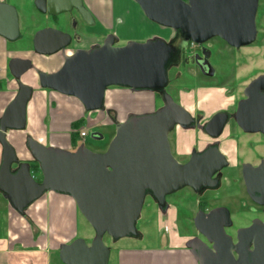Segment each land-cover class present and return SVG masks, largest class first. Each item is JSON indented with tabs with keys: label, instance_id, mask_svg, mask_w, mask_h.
<instances>
[{
	"label": "water",
	"instance_id": "water-1",
	"mask_svg": "<svg viewBox=\"0 0 264 264\" xmlns=\"http://www.w3.org/2000/svg\"><path fill=\"white\" fill-rule=\"evenodd\" d=\"M134 1L148 20L180 33L187 42L203 44L219 37L240 48L253 43L257 36L258 0ZM33 4L38 11L50 14L74 6L85 18L88 16L81 0H34ZM0 36L9 41L19 36L18 12L4 0H0ZM66 43L67 36L53 28L38 30L33 39L34 51L41 55L53 54ZM173 52V43L160 37L118 45L116 37L109 34L101 46L65 56L52 73L35 69L40 88L76 98L87 112L103 109L105 91L112 86L157 92L163 102L156 111L129 113L116 125L101 152L83 144L67 150L25 136L24 147L38 165L39 181L32 174L31 163L19 160L7 140L8 131L26 127V106L33 87L22 83L20 76L32 68V63L22 58L9 60L8 70L17 83V92L0 117V193L19 214L46 192L73 199L94 234L89 243L77 237L60 244L58 257L63 264H108L110 249L103 236L114 241L137 237L136 221L146 196L150 195L161 209L167 195L184 187L194 191L215 187L213 175L227 166L216 146L193 153L185 162H179L171 152L169 133L175 126L188 127L193 121L186 108L165 92ZM201 68L212 75L206 62ZM244 95L246 98L238 102L236 121L244 131L264 135V73L248 83ZM224 124V115L216 114L204 131L218 137ZM242 176L250 197L264 205V160L257 166L243 164ZM193 225L207 241L193 237L184 244L198 264H264V222L254 220L238 229L235 242L225 233L231 220L223 206L198 211Z\"/></svg>",
	"mask_w": 264,
	"mask_h": 264
},
{
	"label": "rangeland",
	"instance_id": "rangeland-1",
	"mask_svg": "<svg viewBox=\"0 0 264 264\" xmlns=\"http://www.w3.org/2000/svg\"><path fill=\"white\" fill-rule=\"evenodd\" d=\"M11 1L19 7L22 15L20 21L22 38L14 43L8 42V48H29L30 40L28 39L31 35L30 31L37 27V24L33 23L31 18L26 19L24 15L35 16L34 0ZM259 1L255 19L257 29L255 41L237 50L230 47L219 37L211 38L208 44L213 47L210 54L212 75L204 76L194 66L180 69L181 77L167 89L176 103H181L193 113L203 110L204 116H209L215 109L223 107L229 102L223 95L226 93L225 90L227 88L233 90L235 95L239 96L243 87L256 74L264 70V0ZM171 32V29H163L162 27L158 36L160 38L163 37L167 41ZM191 52L192 50H190ZM20 80L22 83L28 82L33 84V89L54 93V96H58L60 99L55 101L56 106H62L63 109L69 110L68 113L71 116L76 114L78 116L76 120L81 119L80 125L76 126V128L70 124L63 130L55 129L56 133L64 132L67 134V139H69V142L71 141V144H68L71 150L76 148L73 146L74 143H78V145L83 144L96 152L104 151L107 148L109 141L114 135L116 125H109L110 119H106L100 110L84 111L80 102L74 97L42 89L36 86L32 80H26L25 76H21ZM114 88L113 86L111 87L112 90ZM124 89L126 90H124L125 93L119 92L113 94V107L117 109L116 113L120 116V121H123L129 113L151 112V109L158 108L162 103L161 99L152 91L140 90L131 92L128 88ZM55 102L52 103V106L55 105ZM54 112L56 113V111ZM82 130L87 133L86 136L79 138L78 141L74 140V137L76 138L77 136L76 134ZM9 132L14 135L17 131ZM191 133L190 131L182 132L176 129L169 135L173 155L180 162L187 160L188 154L186 153L191 146H195L196 148L202 147L209 141V138L201 132H196L194 137ZM253 140L259 147L258 138H253ZM246 141V139H242V145L237 144L236 148H234L232 142H224L222 149L227 153L230 166L237 169L236 171L234 170L235 172H230L228 168H224L221 185L218 188L206 190L199 197L189 187H184L166 196L165 202L168 204V207L163 210L159 209L150 195L146 196L140 216L136 221L139 237L128 236L114 241L108 235L103 236L104 244L110 249L108 264H119L118 257L120 256V252H131L134 254L131 264H144L146 260L142 257L143 254L164 249L166 247L163 245L165 236L168 234L173 235L174 232L179 238H183L184 242L193 238L197 234L193 225V217L200 205L207 209L217 206L226 207L232 216L233 230L238 226L250 223L251 218L257 214L249 211L247 202V204H243L242 186L240 187L241 183H238L236 178H239L240 163L247 160L257 161L255 157L258 155L257 153H259L260 149H256L255 151L247 149L243 145ZM263 153L264 150L261 154ZM34 170L36 180H41L39 169ZM3 226L4 221L0 214V233L3 231ZM75 227L77 237L84 238L89 243L94 232L79 212L75 217ZM147 262L150 264L149 261ZM59 264L63 263L59 262Z\"/></svg>",
	"mask_w": 264,
	"mask_h": 264
},
{
	"label": "crops",
	"instance_id": "crops-1",
	"mask_svg": "<svg viewBox=\"0 0 264 264\" xmlns=\"http://www.w3.org/2000/svg\"><path fill=\"white\" fill-rule=\"evenodd\" d=\"M4 1L17 8L21 21L19 7L11 0ZM84 2L99 18L103 38L113 34L117 44L122 45L128 41L142 42L159 37L162 27L148 20L134 0H84ZM24 17L28 19L32 18V15ZM11 56L30 58L40 69L46 71H51L57 66L55 60L46 64L45 58L32 54L30 48H23L21 51L8 48L7 42L0 37V117L15 94L14 84L6 71L7 60ZM115 88L106 89L104 107L100 110L106 119H110L109 125L121 122L120 116L116 113L117 109L113 107V94L125 93L126 90L122 87ZM57 99L60 100L54 93L33 89L32 97L26 106L25 129L15 132L14 135L9 131L7 133V140L15 148L19 160L33 163L24 147L27 135L44 145L71 150L68 147L71 141L67 139V134L56 133L55 129L67 128L78 119V116L76 114L71 116L69 110L56 106ZM1 153L0 145V162ZM33 175L36 177L35 173ZM78 212L71 197L46 192L28 206L23 214H19L0 193V214L4 221L3 231L0 233V264L62 263L58 257V247L77 238L75 217ZM164 239L163 245L166 246L164 249L141 255L146 260L144 264H148L147 261L150 264H198L185 247L184 239L179 238L175 232L173 235H166ZM119 255V264H131L134 256L131 252H120Z\"/></svg>",
	"mask_w": 264,
	"mask_h": 264
},
{
	"label": "flooded vegetation",
	"instance_id": "flooded-vegetation-1",
	"mask_svg": "<svg viewBox=\"0 0 264 264\" xmlns=\"http://www.w3.org/2000/svg\"><path fill=\"white\" fill-rule=\"evenodd\" d=\"M259 2L260 1L258 0V4H259ZM81 5L88 12V13H86V15H88L87 18H85L82 15V13L78 7H74V6H70L66 11H62V12L57 13V14H50L46 11L40 12L36 9L35 6H33L34 10H35V16H32L31 20L33 23L37 24V27H35L32 30V33L28 39V40H30L29 41V43H30L29 48H30L32 54L45 58L46 64H48L51 60H55V62L57 63V66L51 71H46V70L40 69L34 63V60H32L30 58L18 57V56L9 57L7 60V64H6V71H7V74L9 76V79H11L13 84H14L15 94L17 92V83L12 78V76L10 75V72L8 70V63H9L10 59H12V58L29 59L32 63V68H29L21 76H25L26 80H28V79H30V81L32 80V82H34V84L39 87L38 77H37V74L35 72V69L44 71L46 73H52V72H54L60 68V66L63 63L65 56H69L78 50L87 51V50H90L92 48H96V47H99L102 45L103 40L107 35L104 38L102 37L101 22H100L99 18L85 4L84 0H81ZM43 28H53V29H56V30L64 33L67 36L66 45L63 48H61L60 50H58L57 52L50 54V55H41V54L36 53L34 51V45H33L34 35L38 30L43 29ZM0 37H2V36H0ZM21 38H22V29L20 27V21H19V36H18V38L15 39L14 41H9L5 38H3V39L8 44V42L14 43L15 41H18ZM169 40H170V43H173V45H174V52L170 56L168 68H167L168 81H167V84L165 86V92L166 93H168L167 89L170 87V85H172L173 82H175L176 80H178V78L181 77L180 69L182 70V68L194 66L200 74H202L204 76H209V75H206L204 73V70L205 71L208 70L207 66L206 65L203 66L204 70L201 68V64L203 62H206V64L211 68L210 54H211L213 47L208 44L209 40L203 44H195V43L191 44V42L184 41V39L181 37L180 33H178V32L175 33L174 31L171 32V35L167 41H169ZM232 48H234V47H232ZM240 48H234V49L239 50ZM12 49L15 51L16 50H20V51L22 50V49H16L14 47ZM190 50H192L191 53H190ZM212 72H213V70H212ZM262 73H264V70L262 72H259L258 74H256L252 79H254L255 77H257L258 75H260ZM21 76H20V79H21ZM27 84L34 88L33 84L28 83V82H27ZM246 86L243 87L239 96H236L233 90H229V88H227V90H225L226 93H224L223 95L225 96V98H227L229 100V102H227L225 106L215 109L213 112H211V114L209 116H204V114L202 112L203 110H199V111L193 113V112H190L185 107L186 110L191 114L193 121L190 123V125L188 127L175 126L172 129V131L169 133V135H170L176 129L177 130L179 129V131H182V132L190 131V132H192L191 134L193 135V137L195 136L194 134H196V132L203 133L207 138H209V141L205 145H203L202 147L196 148L195 146H191L186 153V154H188L187 160L193 153L202 152L211 146H216L223 153V155L225 156V158L227 160L228 164L224 168H228L230 170V172H235L237 168H233L232 166H230V162L228 161L227 153L222 149L224 142H232L234 145V148H236L237 144L242 145V143H241L242 139H246L247 141L243 144L244 147H246L247 149H250L252 151H255L256 149H260L259 153H257L258 155H256V157H255L257 161L247 160V161L240 163L239 178L238 177L236 178L238 183H241L240 187L242 186V190H243V198L244 199H242V198H240V199H242L243 204L248 203L250 212H254L257 215L254 216L253 218H251L250 223H248L247 225L238 226L233 230L232 229L233 221L231 219L232 216L229 212L231 225L225 227V233L227 235H229L233 239L234 242L236 241V234H237L238 229L249 226L254 220H260V221L264 222V205L258 204L257 202H255L250 197V195L247 193L246 186L244 184V180H243V176H242V165L243 164L249 163L252 166H257L262 160H264V153L261 154V152L264 150V135L261 132L244 131L239 126V124L237 123L236 118H235L238 102L240 100L246 98V96L244 95V90H245ZM47 90H50V89H47ZM129 90L131 92H135V91H132L131 89H129ZM50 91H53V90H50ZM54 92H56V91H54ZM56 93H58V92H56ZM154 93L162 101L161 95L157 92H154ZM15 94H14V96H15ZM58 94H60V93H58ZM168 94L170 96H172L170 93H168ZM60 95H63V94H60ZM64 96H66V95H64ZM68 97H72V96H68ZM162 106H163V102L161 103V105L158 108L151 109V110L156 111L157 109L161 108ZM216 114H223L224 115L225 124L222 128L221 134L218 137L212 138L211 136H209L204 131V127ZM211 130L213 131L214 128ZM225 132H227V133L225 134ZM169 135H168V140H169ZM253 138H258V141L260 143L259 147L257 146L256 142L253 140ZM170 148H171V152H172L171 144H170ZM172 154H173V152H172ZM223 169H221L220 172L214 174L212 177L213 179L217 180V185L215 187H213V188H202L200 191H194L192 188H190V189L193 192H195L196 194H198L199 197H201L202 194L206 190L218 188L221 185V180H222V176H223V174H222ZM240 187H239V190L241 191ZM167 207H168V204L165 202L164 206L161 209L160 208L159 209L162 210V209H166ZM212 208H214V207L207 209L206 207L201 208L200 206H198L197 212L200 210L204 211V212H208ZM137 237H139V234L137 235ZM194 237H199L200 239H202L204 242L207 243L206 239L201 234H199L198 232Z\"/></svg>",
	"mask_w": 264,
	"mask_h": 264
},
{
	"label": "trees",
	"instance_id": "trees-1",
	"mask_svg": "<svg viewBox=\"0 0 264 264\" xmlns=\"http://www.w3.org/2000/svg\"><path fill=\"white\" fill-rule=\"evenodd\" d=\"M80 121H81V119H80V120H76L75 122L72 123V126H73L74 128H76V126L80 125ZM76 135H77V136H76V138L74 137V140L76 139V140L78 141V139H79V132H78ZM77 141H76V142H77ZM73 146H74V148L77 147V146H78V143H74ZM34 169H36V170L39 169V168H38V165H37L35 162H33V163L31 164L32 174L35 173V170H34ZM37 180L39 181V179H37ZM200 207H201V208H204V206H201V205H200Z\"/></svg>",
	"mask_w": 264,
	"mask_h": 264
},
{
	"label": "built area",
	"instance_id": "built-area-1",
	"mask_svg": "<svg viewBox=\"0 0 264 264\" xmlns=\"http://www.w3.org/2000/svg\"><path fill=\"white\" fill-rule=\"evenodd\" d=\"M191 44H193V43H191ZM84 136H86V132L84 130L79 131V138H82Z\"/></svg>",
	"mask_w": 264,
	"mask_h": 264
}]
</instances>
